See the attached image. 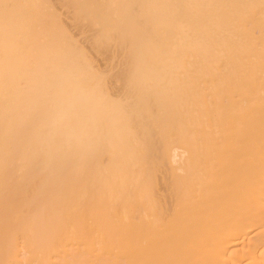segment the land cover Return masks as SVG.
Masks as SVG:
<instances>
[{
  "label": "bare ground",
  "instance_id": "obj_1",
  "mask_svg": "<svg viewBox=\"0 0 264 264\" xmlns=\"http://www.w3.org/2000/svg\"><path fill=\"white\" fill-rule=\"evenodd\" d=\"M0 264H264V0H0Z\"/></svg>",
  "mask_w": 264,
  "mask_h": 264
}]
</instances>
